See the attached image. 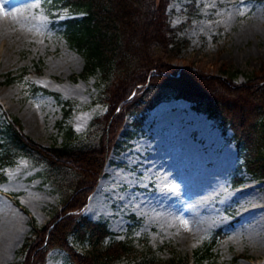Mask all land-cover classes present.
<instances>
[{
  "label": "rangeland",
  "instance_id": "374dc122",
  "mask_svg": "<svg viewBox=\"0 0 264 264\" xmlns=\"http://www.w3.org/2000/svg\"><path fill=\"white\" fill-rule=\"evenodd\" d=\"M15 1L0 0V8ZM166 12L177 35L187 39L172 60L178 67L231 75L226 80L237 84L260 70L264 0H167ZM80 14L61 0H31L24 17H36L38 24L23 27L18 19L5 26L8 31L0 39V135L4 123L16 116L22 131L38 143L61 142L64 125L75 131V144L98 142L106 127V81L99 70H84L82 53L63 33L62 20ZM160 92L143 111L124 113L117 143L80 212L106 223L110 233L104 243L129 239L138 250L150 247L167 259L214 237L201 264H264V175L251 173L242 163L243 152L253 155L259 147L257 103L248 107L241 147L232 124L238 110L228 109L229 101H213L216 113L210 114L169 87L154 88L153 97ZM77 176L71 165L50 163L31 147L2 148L0 264L20 263L33 225L53 219ZM200 180L217 184L213 203L201 208L191 200L193 184ZM158 187L168 191V206L159 201L149 202L150 208L139 206ZM68 240L80 251L88 245L73 233ZM43 246L41 264H75L63 247ZM109 264L130 260L120 255Z\"/></svg>",
  "mask_w": 264,
  "mask_h": 264
},
{
  "label": "trees",
  "instance_id": "16d2710c",
  "mask_svg": "<svg viewBox=\"0 0 264 264\" xmlns=\"http://www.w3.org/2000/svg\"><path fill=\"white\" fill-rule=\"evenodd\" d=\"M61 2L81 12L62 20L66 39L82 53L84 70H99L106 81V127L93 145L75 144L72 140L75 131L70 125L63 126L66 127L61 142L42 144L22 131L16 116L4 123L0 135L3 139L0 140V155L2 148L9 152L12 146H28L50 163L68 164L78 172L74 189L52 216L54 220L33 225V236H28L29 240L23 244L24 254L19 264H41L44 242L63 247L75 264H109L120 255H127L130 264H190L192 261L201 264L211 251L214 237L190 252L163 259L157 257L150 247L138 250L129 239L104 243V236L110 233L106 223L89 218L80 209L102 174L110 149L117 143L124 113L130 110L141 112L151 106L161 94L153 97L154 88L169 87L177 95L194 101L196 107L208 109L210 114L216 113L213 101L218 98L229 101L232 105L227 104V108L238 110V121H232V124L236 141L241 147H245L242 142L248 125V107L256 102L261 114L259 147L253 155L243 152L242 163L251 173L264 175V62L260 70L242 84L227 81L232 79L231 75H207L202 71L195 72L189 66L178 67L172 60L178 56L187 39L177 35L174 26L169 23L167 0ZM69 233L76 238L87 239V247L82 251L74 248L68 240Z\"/></svg>",
  "mask_w": 264,
  "mask_h": 264
},
{
  "label": "bare ground",
  "instance_id": "6f19581e",
  "mask_svg": "<svg viewBox=\"0 0 264 264\" xmlns=\"http://www.w3.org/2000/svg\"><path fill=\"white\" fill-rule=\"evenodd\" d=\"M29 2H31V0H18V1H15L14 3H9V4L5 5V7H3V8H0V39L1 40H2L1 36L4 37L5 31L6 32L8 31L7 29H5L6 28L5 26L10 21H13V20L17 21L19 19L20 20L19 24H21L23 27H25L26 24H29V25H37L38 24V20H36V17H31V18H29L28 16L24 17V15L26 13V6H28ZM23 21H24V23H23ZM17 34H18V32H17ZM25 34L26 33H24V35ZM186 155L192 159L197 158V156L193 155V154H186ZM189 177L191 178L190 174H189ZM191 179H194V178H191ZM193 185H194V188L192 189V192H191V197H192L191 200L193 201L194 205L201 208L203 206L208 205V203H213V201H214L213 197L215 196L216 189H217V184L215 182L209 181L208 183L207 182L203 183L200 180V182L199 181L195 182V184H193ZM168 198H169L168 191L165 190V188L160 187L158 190L148 193L145 197H143L141 200H139L138 203H139V206L140 205L141 206L142 205L143 206H149V202L159 201L160 205H165V207H166V206H168V203H169L168 200H172V199H168ZM149 208H150V206H149ZM212 208H214V207L212 206Z\"/></svg>",
  "mask_w": 264,
  "mask_h": 264
}]
</instances>
